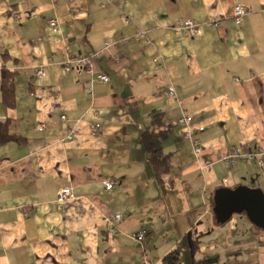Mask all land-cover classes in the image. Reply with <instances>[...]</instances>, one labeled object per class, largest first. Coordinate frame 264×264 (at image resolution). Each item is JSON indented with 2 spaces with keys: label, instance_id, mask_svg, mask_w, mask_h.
Instances as JSON below:
<instances>
[{
  "label": "crops",
  "instance_id": "obj_1",
  "mask_svg": "<svg viewBox=\"0 0 264 264\" xmlns=\"http://www.w3.org/2000/svg\"><path fill=\"white\" fill-rule=\"evenodd\" d=\"M236 4L248 10L242 26ZM186 19L202 24L198 36L176 32ZM103 50L94 77L63 69L69 56ZM5 66L17 73L13 109L2 101ZM154 111L173 129L161 184L141 141ZM183 113L200 155L177 125ZM1 122L25 142L0 143V264H162L174 249L185 262L195 244L201 261L203 236L211 252L263 249L247 216L221 224L213 209L222 188L264 192V165L223 160L234 147H264V0H0ZM110 177L120 185L108 191ZM63 188L76 198L59 202Z\"/></svg>",
  "mask_w": 264,
  "mask_h": 264
},
{
  "label": "built area",
  "instance_id": "obj_2",
  "mask_svg": "<svg viewBox=\"0 0 264 264\" xmlns=\"http://www.w3.org/2000/svg\"><path fill=\"white\" fill-rule=\"evenodd\" d=\"M110 2H113L114 0H109ZM248 13L247 8L242 4H236L232 10V17L236 23L237 26L243 25V20L245 15ZM126 23H130V20L127 19ZM50 27L53 30H59L60 25L58 23L57 19H50L49 20ZM215 27H220L222 25V21L215 22L213 24ZM202 29V24L196 20L193 19H186L184 21L179 22V24L176 25L175 30L179 34H186L189 37H196L199 35ZM110 47L109 44H106L105 50H107ZM100 51L96 53L94 56L90 57H78V58H72L68 57L67 61L64 62L63 69L65 71L71 70V69H81L90 74L94 77L96 74L95 67H94V60H97L98 58L102 57L104 54V51ZM44 72L42 69L37 71V76H43ZM96 78L102 82V83H108L110 81L109 77L104 73H99L96 75ZM167 95L169 97H175L176 92L173 86H171L168 89ZM63 119H65V116H63ZM193 121V117L191 115L183 113V115L178 119L177 125L180 129H182V136L184 138L189 139L192 142V145L194 147V152L196 155H200L202 152V143L198 139L193 138V132L191 129V124ZM100 127L99 124L93 126V130H97ZM39 130L45 129L44 124H40L38 127ZM224 161H226L229 165L236 164L239 161H244L247 163H254L259 166L264 165V147H260L257 150H250L248 148H245L244 146L240 147H234L231 152H228L224 158ZM103 184L106 188V190L111 191L115 189L117 186L120 185V180L116 177H110L108 179H105L103 181ZM75 194L73 193L71 188H63L58 193V201L59 202H66L68 200L75 199ZM123 215L121 213L114 214L111 219L117 223L121 222L123 220ZM112 233L116 232V228L113 227L111 229ZM145 237L144 232H139L135 235V238L137 241H143Z\"/></svg>",
  "mask_w": 264,
  "mask_h": 264
},
{
  "label": "trees",
  "instance_id": "obj_3",
  "mask_svg": "<svg viewBox=\"0 0 264 264\" xmlns=\"http://www.w3.org/2000/svg\"><path fill=\"white\" fill-rule=\"evenodd\" d=\"M10 57L7 53L3 55ZM17 73L10 71L8 68L3 67L1 71V93L3 104L13 109L16 107V84L15 78ZM164 116L162 113L154 111L151 116V129L145 130L141 134L142 145L146 154V158L150 163L154 176L159 184L163 182V177L170 174L173 169L172 154L164 152L163 144L168 139L172 128L163 129L164 127ZM15 141L19 144L25 142V138L9 133L8 122L0 123V143H7ZM198 252V246L195 244L192 250L186 251L185 263L182 260L181 252L179 249H174L167 254L162 264H202L200 261L195 259V255Z\"/></svg>",
  "mask_w": 264,
  "mask_h": 264
},
{
  "label": "water",
  "instance_id": "obj_4",
  "mask_svg": "<svg viewBox=\"0 0 264 264\" xmlns=\"http://www.w3.org/2000/svg\"><path fill=\"white\" fill-rule=\"evenodd\" d=\"M214 201L213 212L219 223L228 222L235 214H245L254 226L264 230V192L261 189L222 188L216 191Z\"/></svg>",
  "mask_w": 264,
  "mask_h": 264
},
{
  "label": "rangeland",
  "instance_id": "obj_5",
  "mask_svg": "<svg viewBox=\"0 0 264 264\" xmlns=\"http://www.w3.org/2000/svg\"><path fill=\"white\" fill-rule=\"evenodd\" d=\"M239 215H243V214H235V216H239ZM169 219H171V217H169ZM242 224L243 223L240 219L239 229L234 235V237L238 241L246 239L241 230V227L243 226ZM254 228L259 230L258 238L260 241H262L261 243H263L264 242V237H263L264 230L258 227H255V226ZM176 231L177 233H175L174 235L175 237L176 236L179 237V233H178L179 229H176ZM210 239L211 238L209 236L202 237V240L204 241V243H206L205 249L207 250L205 253L201 254L200 262L202 264H264V245L263 244H262L263 249L261 248L259 249L258 247H256V245L253 246L252 243L249 241V243L244 246H240L241 243L235 246L233 245L228 251L225 250V246L221 245L222 247L221 250H218L216 252H211L210 250H208L210 249L208 248L210 246L208 243Z\"/></svg>",
  "mask_w": 264,
  "mask_h": 264
}]
</instances>
